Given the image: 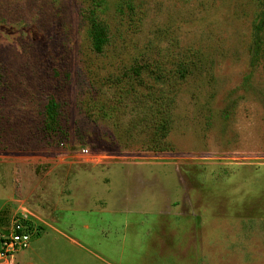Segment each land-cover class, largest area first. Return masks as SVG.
Returning a JSON list of instances; mask_svg holds the SVG:
<instances>
[{
    "label": "rangeland",
    "instance_id": "1",
    "mask_svg": "<svg viewBox=\"0 0 264 264\" xmlns=\"http://www.w3.org/2000/svg\"><path fill=\"white\" fill-rule=\"evenodd\" d=\"M115 1L95 54L90 0H0V264H264V0Z\"/></svg>",
    "mask_w": 264,
    "mask_h": 264
},
{
    "label": "trees",
    "instance_id": "2",
    "mask_svg": "<svg viewBox=\"0 0 264 264\" xmlns=\"http://www.w3.org/2000/svg\"><path fill=\"white\" fill-rule=\"evenodd\" d=\"M109 0H90V6L85 7V11L88 14V36H89V46L90 50L95 54H100L103 52L109 37H110V27L108 21H106L101 16L106 13L109 9ZM115 13L119 18L125 17L129 23L138 21L139 17V10L136 7L135 0H117L114 3ZM84 10V9H83ZM124 19V20H125ZM255 28V36L253 40V53L252 57H257L259 55L260 43H261V31L264 28V11L260 12L257 16L256 21L254 22ZM144 65H137L134 66L131 73L124 74V77H130L135 82L139 81L142 77V70L144 69ZM122 78V77H121ZM249 78L246 76L244 78V83H248ZM51 98V97H50ZM47 112L49 110L52 113L48 114L50 130L57 132L61 128V117L59 116V109L58 102L55 98L49 99L47 104ZM159 112V111H157ZM160 114H158L159 116ZM148 118H151L150 122L155 123L157 117L155 113L152 112ZM156 124V123H155ZM160 131V130H159ZM158 138H162L161 135H157V131L155 130L154 133L151 134L152 143L150 147H159ZM154 145V146H153Z\"/></svg>",
    "mask_w": 264,
    "mask_h": 264
},
{
    "label": "built area",
    "instance_id": "3",
    "mask_svg": "<svg viewBox=\"0 0 264 264\" xmlns=\"http://www.w3.org/2000/svg\"><path fill=\"white\" fill-rule=\"evenodd\" d=\"M81 152L84 155L89 153L87 148H82ZM36 233L37 226L27 214L21 213L16 216L9 227L0 229V258L8 261L19 251L28 249Z\"/></svg>",
    "mask_w": 264,
    "mask_h": 264
}]
</instances>
